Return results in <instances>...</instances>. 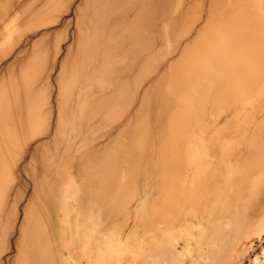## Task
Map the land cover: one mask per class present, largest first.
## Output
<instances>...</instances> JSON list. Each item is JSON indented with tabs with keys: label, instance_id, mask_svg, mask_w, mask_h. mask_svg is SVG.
Instances as JSON below:
<instances>
[{
	"label": "bare ground",
	"instance_id": "1",
	"mask_svg": "<svg viewBox=\"0 0 264 264\" xmlns=\"http://www.w3.org/2000/svg\"><path fill=\"white\" fill-rule=\"evenodd\" d=\"M173 4L184 9V39L180 49L155 52L157 35L168 39L177 23L167 10ZM19 12L15 32L7 20ZM0 54V61L10 57L0 66V264H70L77 234L84 248L74 253L77 264H106L108 251L107 259L92 256L89 236L97 229L99 243L108 244L106 197L126 177L122 135L134 136L133 164L156 177L152 200L134 210L150 240L158 236L155 218L168 221L173 206L187 202L181 182L197 145L189 136L191 111L229 121L235 103H248L264 76V0H0ZM158 58L165 68L153 79ZM149 116L156 123L147 146L140 129H148L140 127ZM71 141L77 155L70 160L64 148L68 163L43 172L44 151L56 155ZM153 250L149 259L176 263L172 245Z\"/></svg>",
	"mask_w": 264,
	"mask_h": 264
},
{
	"label": "rangeland",
	"instance_id": "2",
	"mask_svg": "<svg viewBox=\"0 0 264 264\" xmlns=\"http://www.w3.org/2000/svg\"><path fill=\"white\" fill-rule=\"evenodd\" d=\"M167 10L172 12L177 23L167 30L168 39L164 38L163 34L157 35L154 41L155 52L159 48L162 51L165 48L170 50L169 47L172 50L176 46L180 49L177 42H182L184 39L179 37L186 30L184 21L179 19L184 9L173 4ZM193 12L192 10L188 12V16L194 15ZM16 16L22 17L23 12L16 15L11 13L7 21L16 20ZM13 25V31L18 32L21 29L18 22L14 21ZM159 26L160 24L158 28ZM172 57H174L172 54L169 55L167 60H172ZM9 58H2L0 66L8 63ZM162 62L159 58L155 62L158 68L152 72L153 79H159L161 76L165 68ZM34 70V68L31 70L33 75L30 73L29 76L36 81L38 74L34 73L36 72ZM33 93H36L35 88ZM247 97L248 103H244L243 100L235 103V111L229 119L230 122L223 116L216 120L215 116L212 117L209 113L208 117L203 119L202 115L200 117L201 108L191 111L194 114L189 121L191 122L189 136L197 145L189 163L191 170L186 167L181 182V187L184 186L186 193H189L187 202H179L178 207L173 206L168 221L162 217L164 215L155 218V232L158 236L150 240L142 237L140 229L136 227L134 210L137 203L152 200V192L157 182L155 184L150 177L155 179L156 177L149 173V169L142 170L133 164L128 153L131 152L134 136L130 130L122 135L119 141L121 145L119 157L122 162L121 170L126 177L123 178V183L117 182L118 188L121 184L119 189L109 188V197H106L109 206L107 230L103 236L107 238L108 244L101 245L99 243L101 235L95 233L97 229L95 231L91 229L92 236H89V240L92 245V256L100 252L107 259L110 255L106 264H158L156 259L148 258L149 252L152 249L157 251L159 246L168 243L174 248L177 257L175 264H264V76L261 77L257 90ZM211 104L209 102V105ZM155 123L154 116H149L145 122H141L140 128L148 129H140L144 131V138L141 141L147 146H150L151 135L155 133ZM72 145L73 142L68 145L62 144L56 155L50 149L44 151L46 163L41 170L51 175L53 172L50 169L54 171L61 169L68 163L64 162L68 155L66 153H69L70 160L77 155L74 149L71 150ZM64 148H67L66 153H63ZM150 149L152 147H148L147 151ZM51 162L52 165L49 167ZM151 163L154 166L153 162ZM113 177L118 178V173L114 172ZM115 194L116 197L113 196ZM24 202L20 204L19 211ZM180 203L185 205H179ZM207 206L208 215L212 214L207 215L208 217L204 214ZM114 209L118 210L119 214L111 213ZM248 216H252V222L248 221L249 225L252 224L250 227L248 224L243 225L246 224ZM76 239L78 243L76 248H74L75 244H72L70 249L72 254L70 264H77L78 257H75L74 253L78 256L84 251L80 235L77 234ZM209 240H213L211 245L218 241L221 245L211 246ZM224 240L228 243H224ZM13 242L14 237L11 239V245ZM138 244L143 250L136 249L139 247ZM102 247H105L103 251ZM107 251L109 255L105 253ZM11 256H13L12 250L10 254L4 255L2 260L5 261ZM66 258L68 259V254ZM204 258H208L207 262ZM82 262L85 263V260L82 259Z\"/></svg>",
	"mask_w": 264,
	"mask_h": 264
}]
</instances>
